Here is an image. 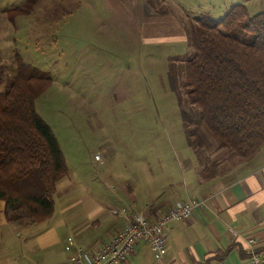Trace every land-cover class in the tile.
Listing matches in <instances>:
<instances>
[{
	"label": "rangeland",
	"instance_id": "obj_1",
	"mask_svg": "<svg viewBox=\"0 0 264 264\" xmlns=\"http://www.w3.org/2000/svg\"><path fill=\"white\" fill-rule=\"evenodd\" d=\"M237 4L247 6V20L264 11V0H0V95L21 62L51 77L36 110L63 150L65 178L99 207L111 211L121 181L135 175L174 193L185 162L203 158L193 142L219 143L189 92L199 20L221 19ZM230 34L254 40L243 23ZM53 197L56 211L35 226L38 235L65 219L73 199Z\"/></svg>",
	"mask_w": 264,
	"mask_h": 264
},
{
	"label": "crops",
	"instance_id": "obj_2",
	"mask_svg": "<svg viewBox=\"0 0 264 264\" xmlns=\"http://www.w3.org/2000/svg\"><path fill=\"white\" fill-rule=\"evenodd\" d=\"M187 40L183 32L179 41ZM199 146L203 158L185 162L183 184L174 193L172 189L162 194L151 179L144 186L135 175L121 181V202L107 199L111 211L99 207L91 191L90 197L80 195L81 189L63 178L56 193L62 201L73 198L62 209L67 215L41 235L35 227L39 223L9 220L6 201L0 199V264L65 263L77 247L98 246L113 238L124 222L112 215L113 205L123 204L156 221L178 201L190 198L203 204L190 218L170 223L163 256L140 241L123 264H251L245 239L254 237L257 247L264 248V145L247 161L219 143Z\"/></svg>",
	"mask_w": 264,
	"mask_h": 264
},
{
	"label": "trees",
	"instance_id": "obj_3",
	"mask_svg": "<svg viewBox=\"0 0 264 264\" xmlns=\"http://www.w3.org/2000/svg\"><path fill=\"white\" fill-rule=\"evenodd\" d=\"M247 17L245 4L234 5L221 19L201 17L197 53L188 61L189 92L206 130L246 161L264 145V11ZM240 23L254 34L252 42L230 34ZM51 81L21 62L18 76L0 95V199L9 220L50 219L58 183L68 175L60 143L36 110ZM183 116L190 132L185 110Z\"/></svg>",
	"mask_w": 264,
	"mask_h": 264
},
{
	"label": "built area",
	"instance_id": "obj_4",
	"mask_svg": "<svg viewBox=\"0 0 264 264\" xmlns=\"http://www.w3.org/2000/svg\"><path fill=\"white\" fill-rule=\"evenodd\" d=\"M99 159L100 156L96 155ZM203 204L196 198L178 201L160 219L150 221L143 213H133L129 207L114 210L123 219V225L105 244L93 247H77L69 260L62 264H123L140 241H145L160 256L166 251L167 231L173 221L190 218L195 209ZM246 252L251 264H264V248L257 247L254 237H247Z\"/></svg>",
	"mask_w": 264,
	"mask_h": 264
}]
</instances>
